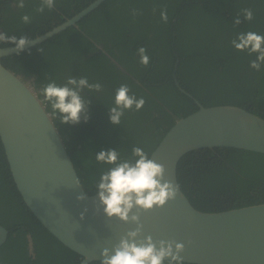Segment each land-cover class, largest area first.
<instances>
[{
  "label": "trees",
  "instance_id": "trees-1",
  "mask_svg": "<svg viewBox=\"0 0 264 264\" xmlns=\"http://www.w3.org/2000/svg\"><path fill=\"white\" fill-rule=\"evenodd\" d=\"M9 1L18 2L0 0V28L9 36L33 39L50 30L51 23H62L94 0H54L56 13L66 16L48 18L45 26L42 18L27 12L26 5L32 6L35 0H26L23 9L11 8ZM244 9H251V21L244 19ZM162 10L167 11V22L160 18ZM4 11L14 16H4ZM24 15L30 17L27 24L21 20ZM237 16L239 25L234 24ZM248 31L264 35V0H106L76 26L19 54L2 57L1 63L23 78L34 77L32 86L50 115L52 109L41 92L48 82L63 85L72 76L101 84L99 92L81 90L90 101L87 122L63 124L51 115L81 185L94 194L101 172L110 167L98 163L95 154L116 149L121 159H129L132 148L141 147L150 156L175 118L198 109L194 99L205 107L239 106L264 119V65L259 71L250 68L255 54L249 56L231 44L239 33ZM9 46L14 44H0V48ZM141 46L150 57L146 67L137 52ZM173 73L179 87L194 99L179 89ZM121 84L128 85L130 95L143 97L145 104L138 111L134 106L125 110L120 124L114 125L109 108ZM175 173L180 189L198 211L264 203V154L234 148L195 150L181 157ZM12 180L0 140V208L2 194L13 204L4 205L6 216H0V224L8 231L0 246V264H79L82 257L36 220ZM27 233L34 239V259L28 256Z\"/></svg>",
  "mask_w": 264,
  "mask_h": 264
},
{
  "label": "water",
  "instance_id": "water-1",
  "mask_svg": "<svg viewBox=\"0 0 264 264\" xmlns=\"http://www.w3.org/2000/svg\"><path fill=\"white\" fill-rule=\"evenodd\" d=\"M105 1H92L33 38L34 42L23 50L76 26ZM14 48H0V140L12 181L36 220L63 246L82 257L79 264L83 260L84 264L100 262L102 250L108 248L112 254L120 237L136 225L107 218L96 193L88 194L75 184L74 165L44 102L29 80L1 63L2 57L17 53ZM172 76L179 87L175 73ZM194 102L198 109L175 118L149 156L164 165L165 179L178 190L176 198L164 206L141 212L143 231L137 239L150 235L154 242L171 239L183 243L180 256L188 264H264V203L220 212L198 211L180 189L175 173L181 157L195 150L234 148L264 154V119L239 106L205 107L196 99ZM82 192L86 198L77 200ZM7 234L0 225V245Z\"/></svg>",
  "mask_w": 264,
  "mask_h": 264
},
{
  "label": "clouds",
  "instance_id": "clouds-1",
  "mask_svg": "<svg viewBox=\"0 0 264 264\" xmlns=\"http://www.w3.org/2000/svg\"><path fill=\"white\" fill-rule=\"evenodd\" d=\"M16 6L20 9L25 7L24 0H18ZM54 7V0H42V5L37 9L43 12L44 7ZM244 19L251 21L253 13L251 9L243 10ZM161 20L167 22L166 10L160 13ZM25 24L30 22V17H21ZM241 23L239 16L234 24ZM0 42L14 44V51L19 54L25 45L34 42L26 35L9 36L0 32ZM232 46L238 51H246L249 56L255 54V59L250 60L249 67L259 71L264 65V35L254 31L239 33L231 41ZM41 51V49H39ZM140 56V63L147 66L150 57L147 50L141 46L137 49ZM100 83H89L87 77L69 76L63 85L50 81L41 89L45 101L50 105L53 117H59L60 123L78 124L83 119L87 122L89 112L87 105L90 101L85 100L81 90L87 89L90 92H99ZM128 85L121 84L115 92L114 106L109 108V121L119 125L125 110H140L144 104L143 97L137 98L129 94ZM98 163L110 165L106 171H102L99 182L96 183V195L99 205L107 218H117L123 223H133L134 230L126 232L121 236L119 242L112 248H104L101 252L103 259L100 264H185L180 253L184 251V244L175 240L153 241L150 235L144 236L142 240L137 239L142 234L143 224L140 222L141 212H147L154 208L162 207L166 202L174 200L177 195L178 186L165 179V167L150 159L148 154L141 147L132 148V156L129 159H121L116 149L101 150L95 154ZM75 184L81 187L79 177H76ZM86 193H81L77 200H84ZM87 211V209H85ZM83 214H81V218ZM84 264V260H83Z\"/></svg>",
  "mask_w": 264,
  "mask_h": 264
},
{
  "label": "flooded vegetation",
  "instance_id": "flooded-vegetation-1",
  "mask_svg": "<svg viewBox=\"0 0 264 264\" xmlns=\"http://www.w3.org/2000/svg\"><path fill=\"white\" fill-rule=\"evenodd\" d=\"M66 1H69V0H56V2H61V3H64V2H66ZM24 2H26V0H24ZM11 3V4H10ZM9 5H10V7L11 8H13V9H18V7L16 6V3H14L13 1H9ZM42 5V0L40 1V0H35L34 1V3H33V5L32 6H27L26 5V7H27V12H28V14H31V15H34V16H36L37 18H42V20H43V23H44V26H45V24H48V22L46 21V19H48V18H56V17H61V18H64L66 15H64L63 13H56V11L55 10H57V8L55 7H53V9L54 10H50L49 12L47 11V8H46V6L44 7V11L43 12H38L37 11V9L40 7ZM3 8L5 7L4 5L2 6ZM58 12V11H57ZM3 15L4 16H14L13 15V13L12 12H6V11H4V13H3ZM66 19H68V18H66ZM65 19V20H66ZM52 24V26L54 27V26H56L54 23H51ZM60 24V23H59ZM52 27V28H53ZM51 28V29H52ZM0 32H3V30L0 28ZM45 33V32H44ZM4 43L5 42H0V44H2V45H4ZM87 56H91L92 54H89V53H87L86 54ZM20 76H21V78L23 79V80H29V82H31V86H32V82H33V80H34V77L32 78V77H25V78H23V76L20 74ZM33 87V86H32ZM1 202L3 203V207L1 206V208H0V216H6V209L4 208V205H6V204H11V205H13L12 203H10L8 200H7V198H6V196H5V194H2L1 195ZM1 225V224H0ZM2 226V225H1ZM3 227V226H2ZM4 228V227H3ZM6 229V228H5ZM7 230V229H6ZM7 236H8V234H7ZM35 236L37 237V238H39V235H38V231H37V229L35 230ZM7 239V238H6ZM25 239H26V247H27V252H28V256H30L32 259H34L35 258V252H34V247H35V243H34V239H33V237H32V235L30 234V233H27V234H25ZM39 240H40V238H39ZM6 241V240H5ZM5 241L2 243V244H4L5 243ZM41 241V240H40ZM36 243H39V241H35ZM1 244V245H2ZM0 245V246H1Z\"/></svg>",
  "mask_w": 264,
  "mask_h": 264
}]
</instances>
